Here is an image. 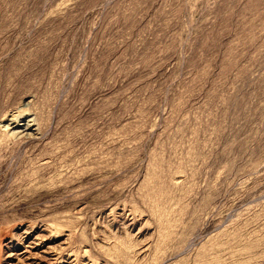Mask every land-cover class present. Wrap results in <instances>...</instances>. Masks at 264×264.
<instances>
[{
    "label": "rangeland",
    "instance_id": "1",
    "mask_svg": "<svg viewBox=\"0 0 264 264\" xmlns=\"http://www.w3.org/2000/svg\"><path fill=\"white\" fill-rule=\"evenodd\" d=\"M0 264H264V0H0Z\"/></svg>",
    "mask_w": 264,
    "mask_h": 264
},
{
    "label": "bare ground",
    "instance_id": "2",
    "mask_svg": "<svg viewBox=\"0 0 264 264\" xmlns=\"http://www.w3.org/2000/svg\"><path fill=\"white\" fill-rule=\"evenodd\" d=\"M43 160V159H42Z\"/></svg>",
    "mask_w": 264,
    "mask_h": 264
}]
</instances>
